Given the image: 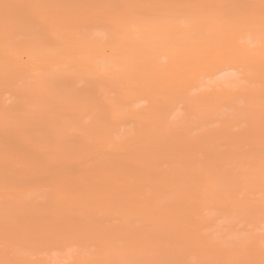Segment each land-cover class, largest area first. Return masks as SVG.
<instances>
[{
  "label": "bare ground",
  "instance_id": "1",
  "mask_svg": "<svg viewBox=\"0 0 264 264\" xmlns=\"http://www.w3.org/2000/svg\"><path fill=\"white\" fill-rule=\"evenodd\" d=\"M75 1L29 0L22 10L19 0H0V84L17 90L8 113L0 95V175L19 174L0 177V203L13 213L45 198L43 211L31 212L20 236L30 234L34 254H47V239L55 236L63 250L77 243L95 256L111 252L93 264H264L261 238L225 247L210 243L205 233L219 219L257 229L264 216V67L254 69L248 44L237 42L264 35V0L251 6L245 0H106L93 10L103 2L94 0L95 21L72 15ZM63 9L70 18H83L81 25H63ZM251 11L258 18L248 17ZM158 21L167 26L169 53L149 52L136 64L135 38L121 28ZM200 21L204 28L197 27ZM59 29L67 32L65 49L55 36ZM201 53L208 54V66ZM32 67L40 72L33 82ZM238 68L232 81L216 78ZM204 76L209 86L234 83L237 90L190 96V85H203ZM29 86L35 95L27 98ZM152 93L148 118L138 122L141 134L115 142V130L101 121L114 117L134 125L141 113L134 105ZM180 104L187 114L170 120ZM52 107L49 119L40 117ZM195 128H201L197 136L182 141ZM234 145L237 151L229 154ZM64 154L73 169L67 174L57 162ZM8 156L12 162L3 164ZM78 163L83 166L76 168ZM121 182L127 187L118 191ZM31 264L52 263L40 256Z\"/></svg>",
  "mask_w": 264,
  "mask_h": 264
},
{
  "label": "rangeland",
  "instance_id": "2",
  "mask_svg": "<svg viewBox=\"0 0 264 264\" xmlns=\"http://www.w3.org/2000/svg\"><path fill=\"white\" fill-rule=\"evenodd\" d=\"M12 0H9V3ZM20 6H23L22 10H25L27 7H30L29 0H19ZM44 1V0H43ZM94 0H88L86 1L88 3L84 4L80 0L75 1L76 7H74L71 12L77 15L82 14L83 18H92V13L90 10L91 3ZM137 0H114L115 3L123 4V3H130ZM183 3L189 2V1H197V0H181ZM253 0H245V4L247 6L252 5ZM6 6V10L12 5L9 4ZM102 4L96 6L93 10H98L106 6V0H103L101 2ZM106 4V5H105ZM69 11L66 9H63L62 12V18L61 23L65 25L67 28L70 27V29H74L81 25V21L83 18H70L65 13ZM264 13V9L262 10ZM180 12V11H179ZM125 13V12H123ZM259 15V14H258ZM258 15L256 12L251 11L249 14H247L248 17H254V20L258 18ZM115 16H110L109 23L111 25H114L116 22ZM90 21H95L94 19H91ZM128 23V21L126 22ZM205 21H200L197 25L198 28H204ZM31 27V26H30ZM33 28V27H32ZM166 25H163L162 22L158 21L152 26H142V25H135V24H127V26L121 28L123 30H128L131 34H133V37L135 38L134 41V47L139 50V53L135 59L136 64H140L143 60V57L146 56L149 52H158L159 54L165 55L169 53V43L166 42ZM40 30H44V25L40 28ZM70 30V31H72ZM119 28H111V33L118 32ZM67 32L64 29H59L55 36L60 38L63 41V48L65 49V41L67 39L66 36ZM234 36H237L236 33H233ZM4 36V34H0V37ZM161 41V42H160ZM11 42V39L10 41ZM195 42V38L192 37L191 43ZM239 44H248L249 52L247 54L248 58L250 59V65L254 66L256 68L254 69H260L264 67V65H259V62L264 55V35L261 38H255V39H249L248 37L239 38L237 41ZM156 44H159L158 48H152ZM108 52V50H107ZM207 53H201L199 57L202 59L205 63V66H208L209 64L206 63L207 61ZM172 58V57H170ZM27 59V56L25 54L22 55V60L25 61ZM171 62H174V60H170ZM193 67V64L189 65V68L191 69ZM13 70L10 71V73L16 72L15 65L12 66ZM32 73L34 74V77L30 79L31 82H33L39 75L40 72L38 70H35L32 67ZM240 69H230L222 74H219L216 78L222 82L228 80L232 81L236 79L240 75ZM228 76V77H227ZM43 78V77H42ZM43 83L46 84L48 81L43 78ZM203 85H190V96H196L201 91H205L206 94H213L217 91H220L222 88L228 89L230 92H235L237 90V84H229V83H221L220 85L216 86H209L212 84V81L210 80L209 76H204L202 78ZM113 83L112 81L110 82ZM32 86H29L26 88V92L23 93L27 98L34 96ZM52 93L50 90H46L44 92V97L50 96ZM204 94L202 96V100H207V98L210 96H205ZM0 95L1 99L3 100V105L5 109L7 110L6 113H8L14 102L17 100V90L13 87H8L4 84H0ZM154 97V94H150L146 100H141L137 102L134 105V110H140L139 116L136 117L137 121L134 123V125H128L114 117H106L101 121V126H105L107 129L115 130L114 134H117L114 137L115 142L121 143L123 141L129 140L132 135L135 133L141 134L142 126L139 124V119L141 121H144L148 118V114L146 112V108L149 106V101ZM55 107L48 108V111H43L40 113V117L43 119H49V116L51 112L53 111ZM188 110L182 108V105H178L171 113L170 120H175L178 116L187 114ZM88 120V118H87ZM201 128H195L191 132L188 133V135L184 136L182 138V141L188 140L189 136H197ZM95 132V129H93ZM8 133V132H7ZM6 133V134H7ZM26 139H29L26 136ZM197 142V141H196ZM98 142H94L91 145V149H94ZM113 145V147H115ZM238 149L237 145H234L230 148L228 151L229 154H234ZM218 150H223V148H219ZM216 151V150H215ZM195 156L190 155L189 158L193 159ZM12 157L8 156L5 158L4 163L12 162ZM225 158H221L220 161H223ZM128 161V160H127ZM59 165L61 166V173L67 174L70 172V170H73L70 168V157L68 155H63V158L57 161ZM1 163V164H2ZM10 164V163H9ZM76 168H81L83 166L82 163L75 164ZM75 168V169H76ZM19 174L16 172H10L6 174H1L0 177H4V180H13L15 179ZM127 187L126 182H121L118 185V191H123ZM49 190V188H48ZM44 203L45 198L43 197H37L35 198L31 203L23 205L21 208L17 209L13 213L5 212L4 208L6 207L4 205V202L0 203V264H31V262L36 258L40 256H46V258L51 261L52 264H73L77 261H83L85 264H93L99 260H101L104 256L111 254V252H108L106 254L100 255V257L97 255L92 254V249L84 250L77 246V243L71 244L72 248L71 250H63L62 249V241L59 236H55L52 238L47 239V245L46 248L48 249L45 253H37L34 254L31 241H30V234L26 237H21L19 229L21 228V225L29 226L25 224H30L28 222L31 221V216L35 212L38 215H40L41 211L44 209ZM64 210H60L62 212ZM211 212V210H210ZM59 219H56L54 221H58ZM189 221H194V217H189ZM260 224L257 227V229H252L250 225L246 224L247 222H238L233 227H230L228 222L219 219L217 220L216 224L208 229L205 230V233L209 235V241L212 244H218L220 246L225 247H233L236 243L243 240V242H247L251 238L259 237L261 238L262 243L264 244V216L260 219ZM100 227L99 224H94L93 228ZM50 227L46 226L44 229V232L50 233ZM162 225H156L154 227L155 231H161ZM121 243L118 242L116 245H120Z\"/></svg>",
  "mask_w": 264,
  "mask_h": 264
}]
</instances>
